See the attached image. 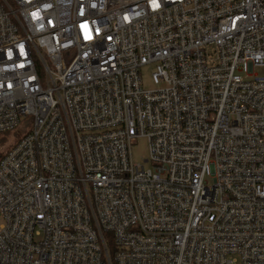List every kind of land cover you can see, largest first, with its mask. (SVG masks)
Here are the masks:
<instances>
[{
	"label": "built area",
	"instance_id": "2783aa9c",
	"mask_svg": "<svg viewBox=\"0 0 264 264\" xmlns=\"http://www.w3.org/2000/svg\"><path fill=\"white\" fill-rule=\"evenodd\" d=\"M16 129L0 264H264V0H0Z\"/></svg>",
	"mask_w": 264,
	"mask_h": 264
},
{
	"label": "rangeland",
	"instance_id": "374dc122",
	"mask_svg": "<svg viewBox=\"0 0 264 264\" xmlns=\"http://www.w3.org/2000/svg\"><path fill=\"white\" fill-rule=\"evenodd\" d=\"M152 71L153 67L151 65H146L141 69L143 85L147 89H153L156 87L152 78ZM258 72H260V70ZM22 134L23 131L20 129H16L14 132L6 133L3 136H0V139L5 137L4 141H0V145H2L6 140H8L7 143H13L19 139ZM132 154L136 163H144V160L149 157V144L147 138L141 137L135 141V144L132 147ZM146 166L149 167L150 164H146Z\"/></svg>",
	"mask_w": 264,
	"mask_h": 264
},
{
	"label": "trees",
	"instance_id": "16d2710c",
	"mask_svg": "<svg viewBox=\"0 0 264 264\" xmlns=\"http://www.w3.org/2000/svg\"><path fill=\"white\" fill-rule=\"evenodd\" d=\"M5 140V137H3L2 139H0V141H4Z\"/></svg>",
	"mask_w": 264,
	"mask_h": 264
}]
</instances>
